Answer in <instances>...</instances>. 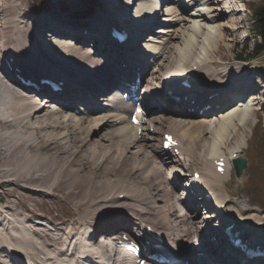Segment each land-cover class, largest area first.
Returning a JSON list of instances; mask_svg holds the SVG:
<instances>
[{"label":"bare ground","instance_id":"bare-ground-1","mask_svg":"<svg viewBox=\"0 0 264 264\" xmlns=\"http://www.w3.org/2000/svg\"><path fill=\"white\" fill-rule=\"evenodd\" d=\"M132 1L134 5L135 2H137V0H122L121 7L109 10L110 14H108L107 19H103V17L96 20L95 23L92 21L85 22L83 26L97 25V30L101 31L103 29H107L115 22L116 25L122 26L130 24L127 26L130 32L137 29L142 33L145 30L146 33H162V30H152L149 29V27L154 24L161 25L163 15H174L175 13L174 16H176L179 11L173 9L163 10V8H161L162 6L158 8L155 4V0H138V4L132 12L133 4L130 6ZM182 1L184 2V0ZM191 1L192 0H186V2H189L191 6L195 7L196 11L201 10L199 13H191L193 19L206 21L205 18H210V20H212L211 17L213 15L209 14L211 12V8L209 6L203 8L198 6L201 4L191 3ZM216 2L222 7V10L219 9L220 11L228 14L233 13L231 9L232 7L229 9L228 6H226V1L215 0V3ZM12 4L14 6H11L10 4H3L2 0H0V184L6 187L3 190V193L10 196L17 195V197L25 199L24 202L32 205V207H30V205L27 204L29 211L32 213H35L38 208L40 209L44 205L61 207V209L63 208L65 211H67V208L72 207L73 211L77 214V217L70 221L73 214H71V211H68L66 215L68 219H61L57 223H54V225L67 226L70 222L73 224L90 223L89 226L86 225L80 227V232L70 233L69 236L71 238L68 240L67 236L66 242L69 241L68 243H70L72 238H77L75 247H71L72 242L67 245H69L73 250L76 248L79 249V252L83 255L89 256V258L93 259L92 261H95L96 264H98V261L94 258V254L97 252L103 253L107 250V245L104 242L106 241V238L102 237L99 239L98 243L100 244L95 243L96 241L92 242L93 238H95L94 236L96 234V230H99V228H101L100 226L112 225L107 223L122 214L127 216L126 213L129 212H126L125 209L129 210L133 214L131 215L133 217L138 215L137 217H139L142 221L147 220V218L150 219L148 217L149 215H152V221L155 219L159 220L163 229V232L161 231V233L167 235L172 240L173 248H171V250L174 254L176 250L175 248H185L186 252H181L179 254L185 256L186 253L188 256L187 259L193 258L195 260V264H211L209 261H206V259L211 260L212 256H208V258L206 256H200L197 258V253L191 252L192 245L190 244V241H197L198 239L195 237L196 234L191 230V227H197V212H192V209L190 208L191 206L188 209L183 210L181 206H185L186 204H179L181 205L179 206L175 204L173 199H169V195L173 196L174 193L165 187H163L164 189L159 187L157 179L162 177L160 176L161 172L157 168L149 175L144 174V172H147L153 162H157V164L165 163L167 166L170 165L172 168L171 172L175 177L187 176L188 173H183L181 171V165H183L181 161H185L188 166H191L192 163L190 162L194 159V155L196 156L195 159L199 161V163H202L201 158L207 154L203 157L204 160L202 164L204 165L206 162L208 163L210 160L212 161L211 157L223 156L221 155L219 147L216 143L218 144V141L222 140L224 134L229 130L230 126L235 125L237 122L238 124L245 122L249 111L256 105V103L253 102V99L256 98L251 96L259 94V91H254L252 86L242 89L245 93L238 94L237 90H235L226 99V101L231 98H239L238 96H242L245 99L244 103H239V105H237L239 108L229 106V108L221 112L220 115L215 113V116V114L211 115L213 112L207 113V111H204V117L189 119L185 122H183V120H173L168 117H161L159 121H152L157 123V130L160 129V127L163 128L164 126L168 127L171 125V127H176L177 132H179L183 125L187 126L186 124L189 125L188 128L194 127L202 129L200 132L198 131L199 137H188L187 142H184L186 147L183 148L181 156L176 160L172 159L170 156L161 152L157 145L152 142L156 139L155 137H148L146 135L138 136L135 133H131L133 129L137 132L138 128L132 127L130 124L128 125L129 127L112 125V121H116L117 119H120V122L125 121L126 114L128 113L129 104L121 99L116 103V107L121 109L119 110L120 114L113 113V111L109 110V112L102 117L93 118L86 116L79 119H73V116L67 115V112L59 109H48L49 107L30 101L28 94L22 91L20 87L11 83L9 81L8 73L2 69L1 64V61L8 57H12L13 61L18 65L17 67L21 69H26L28 67L27 69L30 70L34 76L43 72L47 73L50 77H55L60 80L66 79V81H69L72 78L74 86H69L68 95L70 96L68 99L74 100V98H78L75 93L81 86L83 91H90L91 94L89 93L88 97L90 99L89 101L93 103L95 101V97H98L99 93L102 92L104 86H106L110 80H108L109 66L112 65L114 68H117L118 66L117 60L114 61L112 58H109L110 62L108 63L103 61L101 62V59L95 57L94 50L88 49L84 46L83 42H85L86 38H92V40H95V38H100V35L86 37L84 35L79 36L75 34L74 36V34L70 35L69 32L63 29H53L52 33L49 30H47L48 32L43 31L42 29L46 28L48 24L53 26L54 23H57L58 20H55L53 17H49V19L45 21L39 18L37 26L33 29L29 25H23L20 23L19 19L25 14L22 13L19 15V11L16 12L19 6L15 5V3ZM128 8L130 9L128 10ZM182 9L185 10L186 8L184 7ZM166 20L168 21L169 19H164V21ZM179 20V17L175 19L176 23H178ZM44 22L48 23L44 24ZM40 23L41 27H39ZM190 23L192 24L187 30H190V33L192 34H196L200 28H202V31L203 29L210 31L207 27H205V23H202V25L199 21H190ZM232 23H234V25L232 24L231 31L235 32V29H237V27L235 28V20H232ZM210 28L215 31L217 30L216 26H211ZM88 29L93 30L94 28ZM44 32L45 35L42 34ZM190 33L187 35L188 37H185L183 40V42H185V46L188 45V47L193 43L195 44V39ZM63 34H66L70 40H73V42L55 43L46 39H39L41 35L51 38L53 35L61 37ZM217 34L221 39L225 37L221 30ZM175 36L176 34L172 33L168 39L174 38ZM133 39L136 40L137 37L135 36ZM164 45L162 46L164 47ZM216 45L217 44L214 45L213 51L216 50ZM146 47L142 46L135 51L140 53L142 52V49L145 48L147 50L145 51L150 54L142 55L143 60L145 59L147 61L151 58L155 60L154 57L157 54H155V50H149V48ZM163 47L162 52L158 54L157 60H153V66L158 65V68L156 67V69L151 71L150 75L153 73H159L158 71H160L162 67L161 60L164 59L167 62L165 67L170 68L168 69L171 70L169 73L174 76L177 75L178 77H184L186 73L195 70L198 74L202 75V77L204 76L210 78L206 81H208L207 88L211 91L227 86L230 82L240 80V78L237 75L235 76L233 71L230 69L225 70L226 68L218 67V64L211 65V63L214 62L211 58L209 59L208 54L200 56L197 53L198 55L193 54L189 58L186 57L187 59L185 60H183L185 57H182V59L179 57L177 61H175L177 57L175 56V53L178 47L176 48L173 46L171 42L167 44L164 51ZM192 47L193 46H191V48ZM138 53L135 54L138 55ZM15 54L21 55V57L19 56L20 59L17 58ZM130 58L131 56L129 54L127 59L130 61ZM139 59L141 58H138V60ZM205 62H207V64ZM71 66L74 69H71ZM193 66L196 67L193 69ZM54 68L55 70H53ZM209 73L210 75L207 76ZM232 76H234V78H232L231 81L229 79ZM10 78L13 80L12 77ZM241 80L243 79L241 78ZM169 81L168 83L176 82L173 79H171L170 82ZM257 81L254 86L259 89V81ZM263 88L264 87L260 85V90ZM169 89L175 88L172 86L169 87ZM250 89H253L250 93L251 95H247V92H249ZM256 92L257 94H255ZM84 96L87 97V95ZM85 97L82 99H85ZM158 100H161L160 97H158ZM218 100L219 99L216 101ZM42 101L45 102V99ZM141 101L144 104L151 103L150 99L145 95L141 98ZM163 101L165 107H167L170 103V100H166L165 98ZM163 108V106H159V109H162L159 112L162 114L165 112ZM169 109H167L166 112L169 111ZM214 110L215 109H210L209 111ZM179 114L183 117L193 116L188 113ZM60 115H63L65 119H61ZM109 120L111 122H109ZM214 120L218 121V126L215 140L213 139V143L211 145L212 148L210 150V146L200 143L201 140L207 139L201 138L200 134L207 130L208 123L210 125L215 123ZM90 126H93L94 129H92L93 127L89 129ZM105 126H108L111 129H104L106 132L101 137L103 140L107 139L106 143L100 140L91 139L97 134L99 129H102ZM185 133L186 132L182 130L176 137L180 138V141L182 142L184 137L183 135ZM131 148H137V150L131 151ZM236 149L238 150L239 146ZM236 149H233V151H236ZM195 152H197V154H195ZM166 165L162 167L161 171H163V168L164 170L167 169ZM178 165H180V169L176 167ZM194 171L202 173V179L195 180V183L198 182L200 186L212 187V190L215 188L217 189L219 186L218 183L223 180V178L218 175H211L208 168H205V166H201L199 169H193L192 173ZM175 180H178V178ZM177 184L178 185L176 187L181 186V184ZM167 185L168 183H166V186ZM193 188L187 189L186 194L191 195L192 192H190V190H194ZM119 193H123L122 199L117 198L116 194ZM109 195H111V197L107 198ZM217 195L218 192L216 191L215 200L216 205L219 206V204L226 199H221L222 196ZM109 202L116 203L114 204L116 208L110 212L107 211V206L105 205ZM228 206L227 208L226 206L224 207L227 218L239 215V217H236L241 219V226H253V224H256L261 231H264V215H260L261 217H258L257 214L259 213L257 212V214L243 217L241 214L246 211L245 209L241 207L237 209L236 207L237 210L233 208L231 210L235 211L230 212L229 208L231 207ZM79 211H83V213L79 214ZM217 215L219 218L223 217L222 212H219ZM208 216L210 217L208 214L205 215V217ZM18 217L19 223H17L15 219L14 226H24L25 224L29 225L35 222L31 218L26 220V218L19 216V214ZM137 217L135 216L134 219ZM86 218L91 219L86 220ZM1 220L2 219H0V226ZM123 221L126 222L127 220L125 219ZM154 225H156L159 229L160 226L157 224ZM154 225L152 227H156ZM91 229H96L94 234L87 235ZM196 231H198V229ZM46 234L49 235L48 233ZM31 236L33 238L34 235L31 234ZM180 236L185 237L184 239L182 238L183 240H188L185 241V245L184 241L180 239ZM35 243L38 247L40 246L37 244V241H35ZM4 246L6 247H1L0 252L3 251L4 253L6 250L7 252H11L14 256L11 257L9 255L8 259L5 260L9 261L10 264H18V258H33L31 254L32 252L28 253L31 254L29 256H27V254L26 256L21 257L18 253L20 250L17 252L16 249L12 250L9 245L4 244ZM58 246L62 249L64 245ZM218 249H222V247L219 245ZM42 251H45L47 257V251L45 249ZM213 252L215 253V251ZM117 255V258L112 259V264H123L121 262L120 254ZM224 255L225 254L223 253V256ZM1 256L4 257L5 254ZM218 256H221V251H219ZM221 258L223 257L221 256ZM223 260L224 259H219L218 261L222 263ZM77 261L78 260H75L76 263ZM78 263H80V261Z\"/></svg>","mask_w":264,"mask_h":264},{"label":"rangeland","instance_id":"rangeland-1","mask_svg":"<svg viewBox=\"0 0 264 264\" xmlns=\"http://www.w3.org/2000/svg\"><path fill=\"white\" fill-rule=\"evenodd\" d=\"M121 1L122 0H51L49 8L46 11H41V9H39L40 5L34 0H2V3L10 4L11 6H14L12 3H15V5H18L20 9L18 8L16 12L19 11L20 12V13L18 12L19 15H21L22 13L25 14L22 18L19 19L20 23L23 25L24 24L29 25L33 29H35L39 18L45 21V20H48L49 17H53L55 18V20H58L59 23L63 25L71 23V22L74 24H77L79 21H87V22L92 21L95 23V21L99 20L100 18L104 17L103 19H107L108 14H110L109 10L116 9V7H121ZM224 1H226L225 4L227 3L226 6H228L229 9L232 7L233 14L226 13L225 15L224 14L225 12L218 11L219 10L218 7L220 5L217 2L216 4L215 0H202V2H205L204 4L202 3L204 7L201 5H198L203 8L207 6L211 8V12L209 14L213 15L211 17L213 21L212 20L202 21L199 19H193V17H191V14H190L191 18L189 17L188 11L183 12L180 10H179L180 13L178 11L176 16H174L175 13L174 15H170V14H168L167 16L166 14L163 15V19H161L162 17L160 18L161 25L157 24L155 26H151L152 28L149 27V29L162 30L163 32L162 33H153V32L148 33L147 32L144 35V37L147 36V39H145V41L141 40L140 42L141 46L143 47L147 46L146 48H149V50L153 49L155 50V54L157 53L154 57L155 60L151 58L150 62H153V60L154 61L157 60L158 54L162 52V47H163L162 45L165 44L163 47L164 48L163 51H164L167 47V44L171 42L173 46H175L176 48L178 47L175 53V56H177L175 61H177L179 57H181L180 59H182V57L183 58L185 57L183 59L185 60L189 58L190 56H192L193 54H197V53L200 56L208 54L209 59L211 58L212 61L214 62V63H211V65L218 64L217 65L218 67L226 68L225 70L230 69L231 71H233L234 74L244 77L243 78L244 80L257 78V80L263 81L260 74L264 72V50L262 53H260L255 58L250 59L249 57L250 53L252 52V48L257 43L256 40L258 39L254 37L253 34L248 30L249 27L251 26L252 21L250 18V13L246 10V7H245L247 4V0H224ZM184 2H186V0H184ZM168 3H172V4H168ZM186 3H189V2H186ZM132 4H133V1L131 2L130 6H132ZM137 4H138V0L137 2H135V5L133 4L132 12L135 10V6ZM178 7L179 5H176L174 2H167V4H165V7H163V9L164 10L165 9L174 10V9H178ZM239 8L240 9L242 8V11ZM220 9L222 10V7ZM235 9H237L238 12ZM218 14H220V16ZM178 17L180 18V20L178 21V23H176L175 19H177ZM241 18H242V22H241ZM164 19H169V20L164 21ZM232 20H235V28L237 27V29H235V32L231 31L232 24L234 25V23H232ZM190 21H193V22L199 21L201 25L202 23H205V27H207L210 31H206V29H203L202 31L201 30L202 28H200L196 32V34L194 33L192 34L190 33V30H187L192 24L190 23ZM209 21H212V23H210ZM45 23H48V22H44V24ZM51 26L52 25L48 24L47 26L48 28L46 27L44 29L42 28L41 29L43 31H47L51 29L50 28ZM211 26H216L217 30L216 31L212 30L210 28ZM39 27H41V23L39 24ZM220 30L223 32V35H225V37L222 39L219 38L217 34L218 32H220ZM172 33L176 34V36L174 38L168 39L170 34ZM189 33L195 39L194 40L195 44L193 43L191 45L193 46L192 47L193 49L191 48V46L189 47L188 45L185 46V42H183L185 37L186 38L188 37L187 35ZM42 34L45 35V32ZM39 39H46V40H49L55 43L73 42V40H70L69 38L59 37V36L56 37L54 35L51 38L44 37L41 35ZM213 44L214 45L217 44L215 51H213V47H214ZM15 56L17 58H19V56L21 57V55H17V54H15ZM161 62H162L161 75H163L167 71H171V70H168L170 68L165 67L167 62L164 59L161 60ZM45 64L48 65L47 63ZM156 67L158 68V65H156ZM71 69H74V68L71 66ZM53 70H55V68ZM155 74L156 73H153L151 75H155ZM208 75H210V73L207 74V76ZM204 81L208 82L205 79ZM260 85L264 87V82H260ZM253 97L256 98V99H253L254 100L253 102H255L256 105L251 110V112L248 113L245 122L242 124L241 123L238 124L237 122L235 125L230 126L229 130L226 132L227 134L226 133L224 134V137L222 138V140L217 139L220 141V142L218 141V144L215 142L216 145L219 147V151L221 152V155L224 154L227 158H230L231 156L230 152L232 153L233 149H236L238 146L241 148V150H243V156L246 158L248 157L247 159L249 160V164L247 165L246 170L239 177H234L232 175L230 179H228L224 184L221 185L220 194L218 193V195H221L222 198L230 199L228 200L230 202L229 203L230 206L226 205V208L227 206L231 207L229 208L230 211L233 208L236 209V207H241L245 209L246 210L244 211L245 213L241 212L243 217L254 215L255 213H253V211H256L257 209L262 210L260 213L258 212L259 213L257 214L258 217H261L264 215V212H263L264 210L259 208L256 203V201L259 202V199L262 203L264 202V197H262L264 195V96L261 97L259 94H257V95H253ZM235 108H239V107L236 106ZM60 117L61 119H65L63 115H60ZM214 122L215 123H213L212 125H210L209 123L208 124L206 123L207 130L203 131L200 134L201 138H207L206 140H201L200 143L207 144L208 146H210V150L212 148L211 145L213 143V139L215 140L216 130L218 126V123H217L218 121L214 120ZM120 125H123L126 127L127 124L123 123ZM186 125L187 126L183 125L182 129L180 128L181 129L180 131L184 130V132H186L183 135L185 137L186 142H187V138L190 136H193L194 138L199 137V132L200 130H202L201 128H194V127L188 128L189 125L188 124ZM105 132L106 130H101L91 139L100 140L106 143V140L105 139L103 140V138H101L105 134ZM156 135L158 134L151 133L149 136L154 137ZM160 138H161V134L158 135L157 139L152 141L155 145H157V147L159 146ZM156 140H158L157 144L155 142ZM185 147H186V144H185ZM136 150L137 148L136 149L131 148V151H136ZM195 154H197V152H195ZM206 155L207 154H205L203 157H205ZM203 157L201 158L202 163L204 160ZM195 158L196 156L194 155V159L192 160L193 162L192 168L197 167L198 165L201 166L202 164L201 162L200 164L199 161H197ZM185 167L187 168L186 165ZM188 168L191 169V167H188ZM167 174L170 175V173H167ZM188 176H189L188 178L190 179L189 171H188ZM253 183H256L255 190L257 193L255 196L250 197L249 195H247L245 191L242 192V188L246 189L247 188L246 186L248 184L252 185ZM5 188H6L5 186L0 184V219H2L1 226H0V236H1L0 246L3 247V245L5 244V245H9L12 248V250L16 249L17 252L20 250L18 253H19V256L21 257H24L28 253L32 252L31 254L33 258L41 259L42 258L41 256L43 254H44V257L46 258V253L45 251H42V250H44L45 249L44 247H46L47 252L51 253L50 248L52 249L55 244L64 245L63 248L66 250L71 249V247H75L77 238H74V239L72 238L73 240L71 239V242H72L71 244V242L68 243L69 241L66 242L67 236L69 240L71 238L69 236L70 233L72 234L75 232H80L79 231L80 227L90 225V223H86V224L85 223H74L73 224L70 222L67 226H55L54 223H57L59 220L61 219L65 220L66 218L68 219V217L66 216L68 211H71V214H73L70 218V221L77 217V214L75 213V211H73L72 207L67 208V211H65V209L63 208L61 209V207H51V206L44 205L42 208L40 209L38 208L35 211V213H32L29 211L27 207L28 205L32 207L31 204L24 202L25 199L21 197H17V195L15 196L5 195L3 193V190ZM239 202L241 203V205ZM19 203H20V206H19ZM114 204L116 203L109 202L105 204L107 206L108 212L116 208ZM6 205L8 206V208ZM248 207H252L253 211H249ZM1 209H4L5 212L2 213ZM125 211L130 212L127 209H125ZM80 213H83V211H79V214ZM18 214L19 216L21 217L23 216L24 218H26V220L28 218H31L35 222L29 225L25 224L24 226H20V225L14 226L15 219H16V222L19 223ZM8 216H10L13 220L8 219L9 218ZM27 216H30V217H27ZM135 216H138V215H135ZM237 217H239V215H237ZM90 219L91 218H86V220H90ZM102 219H103V216H102ZM6 220H8V222L11 221L9 222V226ZM196 221H197V226H202L203 221L201 219H198V216L196 217ZM80 224H84V225H80ZM5 228H8V229H5ZM46 233H48L49 235H47ZM31 234L34 235L33 236L34 239L32 238ZM200 236L202 238L205 235L203 236L200 235ZM182 238L184 239L185 237L180 236V239ZM183 239L182 241H184V245H185V241H188V240H183ZM35 241H37V244L40 245L39 247L36 245ZM61 243H65V244H61ZM67 244H71V247ZM63 248L60 250L64 253L66 252V250H64ZM1 253L2 252H0V255H2ZM31 254H28L27 256ZM118 254H121V253L119 252ZM53 255L57 258V261L62 260V256L57 255V253ZM201 257H205V256H201ZM1 263L10 264L9 261H5L3 259H2V262L0 260V264Z\"/></svg>","mask_w":264,"mask_h":264},{"label":"trees","instance_id":"trees-1","mask_svg":"<svg viewBox=\"0 0 264 264\" xmlns=\"http://www.w3.org/2000/svg\"><path fill=\"white\" fill-rule=\"evenodd\" d=\"M50 0H36L40 5H47ZM249 3V9L251 11L254 23L252 31L254 34L259 35L261 43L255 46L252 53L257 54L258 51L264 48V0H257L256 4Z\"/></svg>","mask_w":264,"mask_h":264},{"label":"water","instance_id":"water-1","mask_svg":"<svg viewBox=\"0 0 264 264\" xmlns=\"http://www.w3.org/2000/svg\"><path fill=\"white\" fill-rule=\"evenodd\" d=\"M234 163L236 165V173L239 174L241 169H243L245 167L244 162H243V160H238V161H235Z\"/></svg>","mask_w":264,"mask_h":264},{"label":"snow or ice","instance_id":"snow-or-ice-1","mask_svg":"<svg viewBox=\"0 0 264 264\" xmlns=\"http://www.w3.org/2000/svg\"><path fill=\"white\" fill-rule=\"evenodd\" d=\"M168 139H169V141H171V138L170 137Z\"/></svg>","mask_w":264,"mask_h":264}]
</instances>
